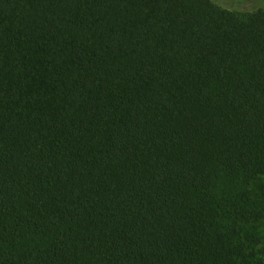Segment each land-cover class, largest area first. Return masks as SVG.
Listing matches in <instances>:
<instances>
[{
  "label": "trees",
  "instance_id": "trees-1",
  "mask_svg": "<svg viewBox=\"0 0 264 264\" xmlns=\"http://www.w3.org/2000/svg\"><path fill=\"white\" fill-rule=\"evenodd\" d=\"M264 10L0 0V264H253Z\"/></svg>",
  "mask_w": 264,
  "mask_h": 264
},
{
  "label": "rangeland",
  "instance_id": "rangeland-1",
  "mask_svg": "<svg viewBox=\"0 0 264 264\" xmlns=\"http://www.w3.org/2000/svg\"><path fill=\"white\" fill-rule=\"evenodd\" d=\"M218 7L229 10L241 16L264 10V0H211ZM254 197L260 202L264 210V177L259 178L252 184ZM244 239L249 242L253 257V264H264V218L253 224L245 226Z\"/></svg>",
  "mask_w": 264,
  "mask_h": 264
}]
</instances>
